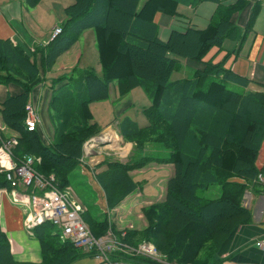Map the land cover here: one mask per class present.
I'll list each match as a JSON object with an SVG mask.
<instances>
[{
  "label": "trees",
  "instance_id": "16d2710c",
  "mask_svg": "<svg viewBox=\"0 0 264 264\" xmlns=\"http://www.w3.org/2000/svg\"><path fill=\"white\" fill-rule=\"evenodd\" d=\"M39 1L24 0L29 7ZM245 4L237 0L231 7L218 8L216 18L204 29L172 30L162 41L157 37L154 15L176 14L178 0H71L64 7L60 33L45 46L25 51L0 38V84L11 82L21 88L0 105L3 123L18 135L12 155L16 160L39 156L34 168L44 176L52 174L59 189L70 184V172L83 143L101 129L92 120L90 103L108 99L113 81L119 97L127 96L134 87L149 95V104L141 108L145 122L139 125L123 116L115 127L124 141L133 144L130 156L125 163L106 161L97 180L107 206L112 207L138 185L129 170L152 161L170 163L173 173L166 181L163 199L142 207L146 220L142 230L119 231L99 213H89L84 222L94 237L110 230L131 246L150 241L166 261L121 250L112 253L111 260L125 264H221L219 247L237 227L250 222L242 198L246 186L264 171V164H256L260 157L264 159V93L230 89L227 82L245 85L247 79L223 68L221 62L203 60L212 47L221 48L222 40L235 39L237 30L230 17ZM256 10L257 2L250 17ZM86 29L94 34L100 74L88 67L76 75L54 78L53 84L66 82L53 90L49 112L52 109L54 135L52 142L45 144L39 126L32 131L24 127L28 94L40 81V72L49 70L56 57ZM175 57L202 63L203 68L191 77L172 81ZM149 143L156 146V155L144 152ZM214 186L216 194L205 197ZM83 212H89L88 208ZM53 228L43 223L33 229L40 245L38 263L16 261L0 233V264H71L82 256H93L94 251L61 240ZM208 244V251L199 259L201 248Z\"/></svg>",
  "mask_w": 264,
  "mask_h": 264
},
{
  "label": "crops",
  "instance_id": "0c3cea01",
  "mask_svg": "<svg viewBox=\"0 0 264 264\" xmlns=\"http://www.w3.org/2000/svg\"><path fill=\"white\" fill-rule=\"evenodd\" d=\"M23 1L0 0V38L9 39L11 42L20 45L25 51H28L29 47L33 49L38 46H45L50 40V33L56 24L48 28L47 24L50 14L31 15L24 7ZM140 1L143 2L145 0ZM236 1L178 0L176 14L164 15V13L158 12L154 15L153 22L157 26V37L165 41L172 30L185 31L188 28L204 29L211 20L216 18L215 14H217L218 8L231 7ZM244 1L246 3L244 7L238 11H234L230 17L237 30L235 39L222 40L221 48L212 47L208 51V54H206L210 56L204 57L203 60H210L213 63L221 62L223 68L228 69L243 79H247L245 85L238 84L237 82H227L228 86L229 84L236 86L239 92L251 93L257 91L264 93V0ZM255 2H257V10L250 17L251 9ZM46 35L47 37H45ZM171 57L174 56L171 55ZM175 58L176 67L170 76L172 81L191 77L194 71L203 68L202 63L181 57ZM88 67H93L96 74H100V64L98 62L94 34L91 29H86L83 33H80L76 41L56 57L49 70L44 73L40 72V81L30 89L33 90V96L26 103L34 104L36 107L39 116V131L45 144L51 143L54 135V124L52 121H49L51 118L48 120L51 114L49 112L51 106L49 102L53 90L66 82L59 81L53 84L54 78L61 76V74H65L67 77L72 76V73L76 75L80 68L84 69ZM113 82L109 84V97L111 94L113 95V100L110 99V101L114 103L118 98L120 101L119 105L113 107V114L117 117L128 116L139 124L136 118L133 117L135 116L134 113L130 111L131 106L134 105L131 92L127 96L118 97L117 84ZM19 89H21L20 86L15 83L0 84V105L7 95L18 94L20 92ZM89 109H91L90 105ZM127 111H130L131 116ZM92 120L96 122L94 119ZM120 120L114 119L112 122L116 126ZM110 123H106L105 128ZM0 130L5 132V136L14 134L3 123L1 116ZM155 148L156 146L149 143L146 145L144 152L154 151ZM256 164L258 167L263 165V157H260ZM147 166H155L151 168H158L157 171L163 172L154 175L155 179L152 181V184L156 186V184L159 185L164 180L165 188L167 179L173 173V165L152 161L145 166V169L132 171V175L140 173V171L146 172ZM1 177L2 175H0V233L6 237L11 256L16 261L23 260L38 263L41 260L39 242L35 238L33 230L29 233L23 228L25 210L9 201L10 199L6 192L9 187H7L8 185H3L4 181ZM243 192L242 206L250 212V222L237 227L219 247L217 254L222 259L221 264H264V246L257 247L254 245L255 241L264 238L263 186L254 181L249 183ZM115 229L117 228L115 227ZM53 232L59 233L56 227L53 228ZM94 262L91 256L86 255L78 258L71 264H94Z\"/></svg>",
  "mask_w": 264,
  "mask_h": 264
},
{
  "label": "built area",
  "instance_id": "2783aa9c",
  "mask_svg": "<svg viewBox=\"0 0 264 264\" xmlns=\"http://www.w3.org/2000/svg\"><path fill=\"white\" fill-rule=\"evenodd\" d=\"M58 33L60 27L54 26L50 39ZM24 110L25 129L35 130L39 124L36 107L34 104L26 103ZM115 139L114 133L89 138L83 143L82 151L85 155L88 154L94 142L102 144L109 141L117 145ZM16 144V136L6 140L0 137V172L9 187L6 190L9 201L25 210L23 228L27 232L31 233L34 227L40 224L50 223L59 229L58 237L61 240H68L73 246L86 252L94 251L92 256L94 264H125L120 260H111V254L117 250L131 256L139 255L162 262L159 250L150 241L142 240L131 246L121 242L110 230L104 236L94 237L82 218L86 207L71 197L68 187L59 189L52 174L44 176L37 172L34 165L39 162V156L25 155L16 160L12 155V149ZM255 182L263 186L264 192V171L257 174ZM254 245L264 246V238L255 241Z\"/></svg>",
  "mask_w": 264,
  "mask_h": 264
},
{
  "label": "rangeland",
  "instance_id": "374dc122",
  "mask_svg": "<svg viewBox=\"0 0 264 264\" xmlns=\"http://www.w3.org/2000/svg\"><path fill=\"white\" fill-rule=\"evenodd\" d=\"M69 2H71V0H40L39 3L33 7L26 6V3L24 2V7L31 13V15L34 16L50 14L47 26L48 28H51V26L55 24V26H57V24L62 25L63 21L65 20L64 5ZM32 21L35 22L34 20ZM45 37H47V35ZM208 56L210 55H205V58ZM229 88L235 91L238 90L236 86L231 84H229ZM130 92L134 104L131 106L130 111L134 113L135 116L133 117L136 118V121L141 124L145 122V118L143 115L141 118L142 113L140 112V109L143 106H147L149 104V95L141 87H134L130 90ZM32 96L33 90L29 92L28 99L31 100ZM110 99L113 100L112 94L108 99L96 100L90 103V111L92 110L91 115H93V119L97 122V126L101 129L97 134L89 138L101 137L106 133H114L116 134L115 140L117 145H114L109 141H104L102 144L94 142V145H92L91 151H89L88 154L85 155L82 151L81 155L77 159V164L70 172V184H68L66 187H68L67 189L70 191L71 197L73 199H76L84 206H87L85 207L88 208L89 212L82 214L84 221L89 213H99V217L102 216L103 218L106 216L108 224H111L112 227H116L119 229V231L142 230L146 225V220L142 214V207H145L155 201H159L164 197V180L159 183V185L156 184V186H153L152 184V181L155 179L154 175L161 174L163 172L157 171L158 168H151L155 166H147L148 169L146 172L140 171V173H134V175H132L131 172L135 171L136 169L129 170L128 174L130 175L131 173L133 177L131 178L136 181L138 185L134 190L124 196L116 205L112 207L107 206L106 199L104 197L105 192L97 180L98 173L105 167L104 163L106 161H118L120 163H125L133 149V144L129 141L126 142L121 138L119 133L116 131V128H114V122H112L114 119L119 121L122 117H117L115 114H113V107L120 104L119 98L114 103H112ZM130 111H127V113L131 116ZM50 113L52 114V109L50 110ZM49 119L50 117L48 120ZM106 123H110V125L105 128ZM11 132L13 131L11 130ZM4 133L5 132L3 130H0V137L4 140L11 136H18L15 132L9 136H5ZM155 152L156 151L153 150L146 151V153L150 155H156ZM145 166L139 169L143 170V168L145 169ZM216 190V186L211 187L206 193H204L205 197H213L216 194ZM106 234L107 233H105V235ZM208 246L209 244L204 248H201L198 255L199 259H203V256L208 251ZM160 259L162 262L166 261L162 254L160 255ZM220 262L222 263V259Z\"/></svg>",
  "mask_w": 264,
  "mask_h": 264
}]
</instances>
